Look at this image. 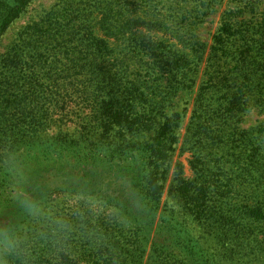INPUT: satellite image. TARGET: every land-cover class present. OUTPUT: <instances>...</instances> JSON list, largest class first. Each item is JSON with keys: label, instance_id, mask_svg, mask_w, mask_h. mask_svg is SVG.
I'll list each match as a JSON object with an SVG mask.
<instances>
[{"label": "rangeland", "instance_id": "374dc122", "mask_svg": "<svg viewBox=\"0 0 264 264\" xmlns=\"http://www.w3.org/2000/svg\"><path fill=\"white\" fill-rule=\"evenodd\" d=\"M102 1H26L0 35V65L20 41L25 28L41 20L53 7L67 10L75 4V22L85 23L81 33L86 35L92 28L102 37L103 31L97 24L101 17L98 6ZM105 1L114 3L117 10L121 9L114 17H120L121 24L125 25L119 40L115 41L112 35L106 36L109 47H113L111 52H106L112 56L122 52L125 58L122 61L119 58L117 63L110 59V63L104 62L100 66V80L103 82L99 88L109 102L105 109L111 113L106 117L110 122L105 125L104 135L93 141L87 140L75 116L65 118L61 127L46 122L45 115L61 109L44 107L41 103L45 100L39 107L31 104V107L24 106L19 112H15L13 103L3 102L0 108V149L13 146L24 158L32 151L48 146H68L60 156L58 166H86L92 171L91 178L94 180L89 181L91 184L127 176L140 190L144 187L141 191L148 200V211L131 228L111 224L115 237L121 242L126 241L125 237H134L133 252L137 253V246L139 249V262L136 264H184L185 257L192 254H196L195 257L209 252L223 255L231 245V238L227 237V241L222 243L215 237H209L201 204L213 196L217 176L221 175L224 182V178L242 172L241 169L230 168L226 162L233 160V153H238V150L224 140L234 127L251 133L264 124V97H253L246 110L240 107L230 113H222V109L217 113L219 105H227L230 99L235 101L237 97H225L222 92L210 87L209 79L213 81L218 77V65L229 60L226 54L214 53L213 37L228 14L231 16L227 20L238 25L234 30L245 28L251 36L257 30L254 25L260 22L264 13V0ZM84 3L91 4L92 13L81 10L85 7ZM208 15L213 17L205 22L204 17ZM135 21L143 22V25L136 26L139 24ZM241 24L244 25L240 27ZM224 37L227 39L226 33ZM254 53L256 55V51ZM257 58L248 60L259 61ZM63 61H67L64 56ZM63 65L61 63L59 67ZM95 69L88 65L81 71L86 73L88 80L94 79L96 83L99 79L93 74ZM51 73L54 71L50 67L43 68V81L47 83ZM238 75L240 81H243V76L262 81L264 67L241 76L237 72L227 74L229 77ZM112 96L119 101L112 100ZM77 102L79 106H75L73 101L62 105L67 107L66 111L79 113L85 107ZM240 117L242 120L236 124ZM136 118L139 119L138 124ZM202 127H206L207 132H202ZM41 166L44 172H54L51 174L54 185L66 187L62 177L56 176L59 171L52 168L53 164ZM64 169L62 171L72 172L67 177L69 181L77 178L85 180L75 169ZM3 178L5 174H0V207L6 212L12 203L8 198L9 186L4 185ZM142 181L146 183L142 184ZM188 192L193 193L194 199L188 198ZM63 195L55 194L51 200L58 202ZM18 214L19 211L14 216ZM136 233L139 234L136 236ZM180 241L189 243L188 247L181 249ZM197 245L205 247L204 251ZM98 250L99 254L106 251L105 247ZM233 253L236 259L241 256L254 258L247 247Z\"/></svg>", "mask_w": 264, "mask_h": 264}, {"label": "trees", "instance_id": "16d2710c", "mask_svg": "<svg viewBox=\"0 0 264 264\" xmlns=\"http://www.w3.org/2000/svg\"><path fill=\"white\" fill-rule=\"evenodd\" d=\"M26 1L28 0H0V35ZM84 4L85 7L81 10L92 13L91 4ZM113 4L103 0L102 4H99L101 6H98L101 10V17L97 24L103 31L102 37L92 28L86 35L81 33L85 23L84 21L78 24L75 22L77 18L73 17L76 12L75 4L67 10L53 7L41 20L26 27L20 41L13 46L0 65V99H2L0 108L4 103H13L15 112L23 110L24 106L31 107V104L36 107L41 104L48 108L53 106L54 110L56 108L61 111L52 110V113L45 115L46 122L61 127L65 118L75 116V121L79 120L81 132L87 140L93 141L101 138L105 133L106 123L110 122L106 117L111 113L105 109V105L109 102L102 95V88H99L103 82L100 80V66L104 62L110 63V59L117 63L119 58L120 60L125 58V53L121 55L122 52L114 56L106 52H111L113 48L109 47L106 36L112 35L117 41L124 33L123 27H125L121 24L120 17H114L121 9L117 10ZM230 16L228 14V17L222 20L221 27L213 37L214 53H220L221 56L226 54L229 60L218 65V77H215L217 79L212 81L210 78L209 81L211 82L210 87L216 88L225 97H237V99L235 101L230 99L227 105H219L217 113L221 109L222 113H230L240 107L246 110L252 103L253 97H264V80L257 81L243 76V81H240L239 75L227 76L232 72H237L241 76L256 68L264 67V13L260 16V22L254 25L257 30L251 36L248 34L249 30L245 28L234 30V27L238 25L227 20ZM135 22L139 24L136 26L143 25V22ZM243 25L241 24L240 27ZM225 33L227 39L224 37ZM257 34L260 36L254 38L253 36ZM255 51L256 55H254ZM63 56L67 60L66 63L63 61ZM253 57H258L256 60L259 61L250 62L248 60ZM61 63L64 64L63 67H59ZM231 63L234 65L231 66ZM88 65L92 67V70L96 67L93 72L96 79H99L96 82L98 84L96 89H93L96 84L93 82L95 80H88L86 73L83 74L84 71H81L85 70ZM45 67H50V70L54 71L47 78V83L43 81L42 75V69ZM42 100H45L44 103H41ZM77 100L81 107H85L79 113L73 112L74 110L66 111L67 107H63L70 101H73L75 106H79ZM112 100L119 101L114 96ZM151 119L152 116L149 115V120ZM136 120L138 124L139 119L136 118ZM241 120L242 117L238 118L236 124ZM202 130H204L202 132H207L206 127H202ZM1 136L0 133V140ZM224 143L232 144L237 148L238 153H233L234 159L226 160V162L230 168L235 167L238 170L241 169L242 172L224 178V182L221 175L217 176L214 179L217 185L213 188V196L202 201L201 212H203L204 224L209 230V237H215V240L222 243L227 241V237L231 238V245L223 255L217 256L215 252H209L195 257L196 254H192L185 257L184 264H264V124H260L251 133L234 127L229 131ZM67 147L48 146L43 150H34L24 157L35 185L40 193L50 200L52 196L64 193L69 187V184L66 185L69 181L67 177L71 176L72 172L62 171L65 167L75 169L88 182L94 180L91 178L92 171L86 166L80 168L74 167L73 164L58 166L59 158ZM45 163L53 164L52 168L59 171L56 176L62 177L66 187L54 185V177L51 175L54 172H44L41 164ZM31 165H36V167H31ZM224 175L227 176V172H224ZM2 180L5 186H9L6 174ZM141 183L145 184L146 181ZM192 196H194L193 193L188 192V198L194 199ZM190 199L188 200L192 202ZM9 206L14 209L9 208L8 210L7 208L5 213L14 216L19 210L13 204ZM101 226L108 237L105 247L107 252L99 254V250L92 248L88 241L77 239L72 242L70 251L61 252L58 258L50 255L47 249H42L37 264H136L139 262L138 246L137 253L133 252L135 250L133 249L135 243L133 236L125 237L126 241L121 242L118 237H115V230L111 224L101 221ZM138 234L136 233V236ZM188 244L180 241L181 249L188 247ZM245 247L250 250V255L254 258L250 259L248 256L234 258L233 252L239 253ZM204 249L205 247L202 248L203 251ZM114 254L116 259H114Z\"/></svg>", "mask_w": 264, "mask_h": 264}, {"label": "clouds", "instance_id": "9594fccd", "mask_svg": "<svg viewBox=\"0 0 264 264\" xmlns=\"http://www.w3.org/2000/svg\"><path fill=\"white\" fill-rule=\"evenodd\" d=\"M0 174L7 175L8 198L19 210L18 216H8L0 207V264H37L42 249L58 258L77 239L94 249L106 247L101 221L128 229L148 211L145 194L127 176L96 184L74 179L63 198L53 202L40 193L25 159L9 146L0 149Z\"/></svg>", "mask_w": 264, "mask_h": 264}, {"label": "crops", "instance_id": "0c3cea01", "mask_svg": "<svg viewBox=\"0 0 264 264\" xmlns=\"http://www.w3.org/2000/svg\"><path fill=\"white\" fill-rule=\"evenodd\" d=\"M209 17H210V19H211V18L213 17V15H208V16H205V17H204V19H205V22H207V20H208L207 18H209ZM205 22H204V23H205Z\"/></svg>", "mask_w": 264, "mask_h": 264}]
</instances>
